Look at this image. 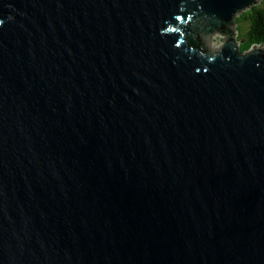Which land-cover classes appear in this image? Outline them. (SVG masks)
I'll return each instance as SVG.
<instances>
[{"label": "water", "instance_id": "1", "mask_svg": "<svg viewBox=\"0 0 264 264\" xmlns=\"http://www.w3.org/2000/svg\"><path fill=\"white\" fill-rule=\"evenodd\" d=\"M258 0H0V264H264Z\"/></svg>", "mask_w": 264, "mask_h": 264}, {"label": "trees", "instance_id": "2", "mask_svg": "<svg viewBox=\"0 0 264 264\" xmlns=\"http://www.w3.org/2000/svg\"><path fill=\"white\" fill-rule=\"evenodd\" d=\"M244 14L249 20V28L244 34V41L239 44V50L247 51L252 45L264 46V4H256Z\"/></svg>", "mask_w": 264, "mask_h": 264}, {"label": "rangeland", "instance_id": "3", "mask_svg": "<svg viewBox=\"0 0 264 264\" xmlns=\"http://www.w3.org/2000/svg\"><path fill=\"white\" fill-rule=\"evenodd\" d=\"M263 2L264 0H258L256 4L263 5L264 4ZM249 9L250 8H247L243 12L246 13L249 11ZM243 12L237 14L236 20L233 24V31H234L233 38H234V42L236 45V49H239V44L244 41V34L246 31H248V28H249V20L246 18L245 14L242 15ZM256 46H260V45H256ZM251 47L247 51H249ZM262 47L264 48L263 45ZM247 51H242V52H247Z\"/></svg>", "mask_w": 264, "mask_h": 264}]
</instances>
